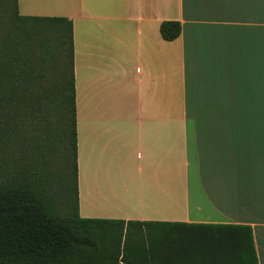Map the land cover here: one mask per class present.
Wrapping results in <instances>:
<instances>
[{"label":"crops","instance_id":"obj_1","mask_svg":"<svg viewBox=\"0 0 264 264\" xmlns=\"http://www.w3.org/2000/svg\"><path fill=\"white\" fill-rule=\"evenodd\" d=\"M17 1L73 24L80 217L249 225L264 264V0Z\"/></svg>","mask_w":264,"mask_h":264},{"label":"trees","instance_id":"obj_2","mask_svg":"<svg viewBox=\"0 0 264 264\" xmlns=\"http://www.w3.org/2000/svg\"><path fill=\"white\" fill-rule=\"evenodd\" d=\"M2 1L10 14L0 48V143L4 125L28 107L46 130L22 145L17 169L0 173V264H259L249 225L80 217L73 24L23 16L17 0ZM181 30L176 21L160 26L166 41ZM52 58L61 78L28 98L24 86Z\"/></svg>","mask_w":264,"mask_h":264},{"label":"rangeland","instance_id":"obj_3","mask_svg":"<svg viewBox=\"0 0 264 264\" xmlns=\"http://www.w3.org/2000/svg\"><path fill=\"white\" fill-rule=\"evenodd\" d=\"M9 14L6 12L5 7L3 5V1L0 0V48L2 47L1 41L6 32L7 25H9ZM43 39V38H42ZM44 48V46H41ZM37 64V63H36ZM44 76L40 78L38 81L35 78L34 81L24 86V90L27 95H29L33 100V93H36L38 90L43 91V89L51 88L53 85L54 79H58L60 77V69L63 68L62 63L50 61L49 67H43L40 64ZM61 78V77H60ZM170 98L167 99V102H171ZM32 109L28 107V109H24L20 111L19 119L8 120V125H4V133H5V144L0 143V173H10L11 170L17 169V166L20 164L21 152L26 151V149L22 146L23 144L30 143V138L34 136V134H38V130H46L45 123H43V127L39 125L36 117H32ZM172 111L173 116H176L177 110L170 109ZM46 151H48L46 149ZM118 159H122V153H115L114 157ZM48 157V156H47ZM118 170V169H117ZM112 179L115 181H121V179H125V173L114 171L111 173ZM72 192L70 193L71 198H73V205L75 201L74 192V184L71 187ZM65 214V213H63Z\"/></svg>","mask_w":264,"mask_h":264}]
</instances>
